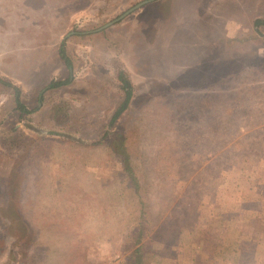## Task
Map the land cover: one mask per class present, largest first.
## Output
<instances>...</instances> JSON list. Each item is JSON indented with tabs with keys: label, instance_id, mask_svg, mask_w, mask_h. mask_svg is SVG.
Returning a JSON list of instances; mask_svg holds the SVG:
<instances>
[{
	"label": "rangeland",
	"instance_id": "rangeland-1",
	"mask_svg": "<svg viewBox=\"0 0 264 264\" xmlns=\"http://www.w3.org/2000/svg\"><path fill=\"white\" fill-rule=\"evenodd\" d=\"M142 1L0 0V264H264V0Z\"/></svg>",
	"mask_w": 264,
	"mask_h": 264
},
{
	"label": "trees",
	"instance_id": "trees-1",
	"mask_svg": "<svg viewBox=\"0 0 264 264\" xmlns=\"http://www.w3.org/2000/svg\"><path fill=\"white\" fill-rule=\"evenodd\" d=\"M231 11H234V9H231L229 14L230 17H232L231 15ZM225 14V12H205V11H200L197 14H191L186 16L183 21L181 23L178 24L177 28H176V32L174 33L173 37H172V44L176 47L175 49V56L176 54L179 52L180 53H185L184 51L187 49L189 46H192V40H193V36L195 37H200L197 38V43L198 45H202V50L204 52H206L207 56L209 57L211 54L207 53L209 51V49L212 51L211 48H208L209 45L213 44L212 46H214V43L217 39L220 38V36L216 35V31H224L227 27L226 23H216L217 19L216 16L219 15H223ZM254 22H247V24H249L248 26H250V24L254 25L255 24H259L261 22L260 19H256L254 18ZM216 23V24H215ZM248 30H250V28H248ZM217 38V39H216ZM201 39V40H200ZM207 50V51H206ZM61 58L64 60L65 64L71 68L72 66V60L71 58L68 56L66 48H65V44H61L60 46V52H59ZM255 56V54H254ZM188 61H191L188 60ZM213 61V60H212ZM187 62V61H186ZM208 62V67L207 70L213 72L210 75L212 76L213 82L211 83H206V84H218V83H222V82H226V80H230V79H234V77L240 75L241 72H243L245 70V65H243V69L240 67L239 69H234L231 72V76L228 74H225V64L224 61L223 62V66L222 68L218 67L217 68V62L213 61V65L211 63V61H207ZM255 63V62H254ZM253 66V65H252ZM251 66V67H252ZM257 66V63L255 64V67ZM202 78H201V82L205 84V79H207V81L209 82V77L207 72L204 74V72H202ZM216 73H219V75H217ZM217 76H216V75ZM185 79L188 77L190 79H192L193 75H191V72L189 74L185 75ZM219 76V77H218ZM119 79L121 80L122 84H123V89L125 91V99L123 104L121 105V107L116 111L115 116L113 117V120H116L122 113L123 111L127 108L129 102L131 101L132 97H133V85L132 82L128 79V77L126 76L124 71H121L119 74ZM194 82V81H193ZM7 82V85H10L13 90H14V95H15V103H16V107L18 110H20L21 112H32V110L28 109L26 107V104L22 101L21 98V89L18 86H12L11 83ZM68 83L67 81H52L49 84L50 88H57L60 87L61 85H64ZM173 87L172 88H176L178 86L177 81L174 80L172 82ZM195 84V82H194ZM193 84V85H194ZM186 84H182V86H185ZM188 85L192 86V81L189 82ZM121 143V142H120ZM122 144V143H121ZM124 144H122L123 146ZM116 152L119 153H123L121 152V150L116 149ZM22 176H25L23 172H20ZM142 204L144 203L143 201L141 202ZM144 214V213H142Z\"/></svg>",
	"mask_w": 264,
	"mask_h": 264
},
{
	"label": "water",
	"instance_id": "water-1",
	"mask_svg": "<svg viewBox=\"0 0 264 264\" xmlns=\"http://www.w3.org/2000/svg\"><path fill=\"white\" fill-rule=\"evenodd\" d=\"M153 0H144L142 2H139L138 4H136L135 6H133L132 8H130L127 12H125L123 15H121L120 17L108 22L107 24H105L102 28L108 27L110 25H112L113 23L121 20L122 18H124L128 13H131L132 11L136 10L137 8H139L140 6H142L143 4H146L148 2H151Z\"/></svg>",
	"mask_w": 264,
	"mask_h": 264
},
{
	"label": "crops",
	"instance_id": "crops-1",
	"mask_svg": "<svg viewBox=\"0 0 264 264\" xmlns=\"http://www.w3.org/2000/svg\"><path fill=\"white\" fill-rule=\"evenodd\" d=\"M129 9H130V8H129ZM129 9H128V10H129ZM128 10H127V11H128ZM127 11H125V12H127ZM125 12H124V13H125ZM124 13H123V14H124ZM123 14H122V15H123ZM129 14H130V13H128L127 15H129ZM127 15H126V16H127ZM235 27H236V26H235ZM237 27H238L237 29L240 30L241 27H243V26L240 24V25H238ZM100 29H102V27H101ZM47 87L50 88L49 85H48Z\"/></svg>",
	"mask_w": 264,
	"mask_h": 264
}]
</instances>
